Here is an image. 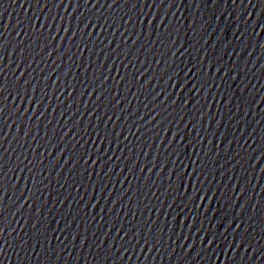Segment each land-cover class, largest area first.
<instances>
[{
  "label": "water",
  "instance_id": "1",
  "mask_svg": "<svg viewBox=\"0 0 264 264\" xmlns=\"http://www.w3.org/2000/svg\"><path fill=\"white\" fill-rule=\"evenodd\" d=\"M0 264H264V0H0Z\"/></svg>",
  "mask_w": 264,
  "mask_h": 264
}]
</instances>
